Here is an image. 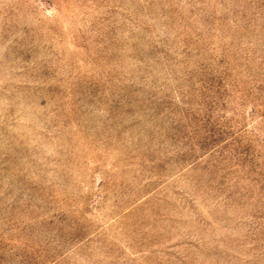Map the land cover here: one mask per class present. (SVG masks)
<instances>
[{
    "label": "rangeland",
    "instance_id": "1",
    "mask_svg": "<svg viewBox=\"0 0 264 264\" xmlns=\"http://www.w3.org/2000/svg\"><path fill=\"white\" fill-rule=\"evenodd\" d=\"M0 264H264V0H0Z\"/></svg>",
    "mask_w": 264,
    "mask_h": 264
}]
</instances>
